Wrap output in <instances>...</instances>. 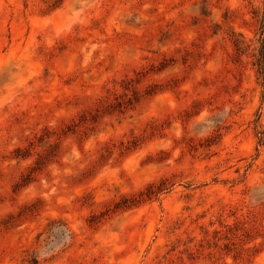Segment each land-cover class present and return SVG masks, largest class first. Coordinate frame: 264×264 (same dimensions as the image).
I'll use <instances>...</instances> for the list:
<instances>
[{"label": "rangeland", "instance_id": "obj_1", "mask_svg": "<svg viewBox=\"0 0 264 264\" xmlns=\"http://www.w3.org/2000/svg\"><path fill=\"white\" fill-rule=\"evenodd\" d=\"M0 264H264V0H0Z\"/></svg>", "mask_w": 264, "mask_h": 264}]
</instances>
